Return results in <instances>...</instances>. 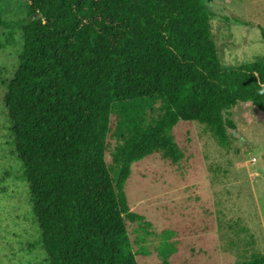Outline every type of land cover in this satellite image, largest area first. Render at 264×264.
Instances as JSON below:
<instances>
[{
  "label": "trees",
  "instance_id": "16d2710c",
  "mask_svg": "<svg viewBox=\"0 0 264 264\" xmlns=\"http://www.w3.org/2000/svg\"><path fill=\"white\" fill-rule=\"evenodd\" d=\"M25 1L4 104L47 263L138 264L128 224L142 219L126 194L134 165L160 153L179 163L181 123L224 144L231 111L264 116V64L223 63L204 0Z\"/></svg>",
  "mask_w": 264,
  "mask_h": 264
},
{
  "label": "rangeland",
  "instance_id": "374dc122",
  "mask_svg": "<svg viewBox=\"0 0 264 264\" xmlns=\"http://www.w3.org/2000/svg\"><path fill=\"white\" fill-rule=\"evenodd\" d=\"M204 1L223 63L264 64V0ZM28 14L27 1L0 0V264H48L4 104ZM226 116L234 124L226 143L202 124L181 123L172 134L184 155L179 163L160 153L134 165L126 194L142 219L128 224L138 264H242L264 256V116L246 106Z\"/></svg>",
  "mask_w": 264,
  "mask_h": 264
},
{
  "label": "crops",
  "instance_id": "0c3cea01",
  "mask_svg": "<svg viewBox=\"0 0 264 264\" xmlns=\"http://www.w3.org/2000/svg\"><path fill=\"white\" fill-rule=\"evenodd\" d=\"M201 167H204V166H201ZM196 178H198V177H196ZM198 180H200L199 178H198ZM198 183H201L200 181H198ZM197 186H199V189H200V187H201V185L199 184V185H197ZM210 231H212V229L210 228ZM209 238V240L211 239V237H208Z\"/></svg>",
  "mask_w": 264,
  "mask_h": 264
}]
</instances>
